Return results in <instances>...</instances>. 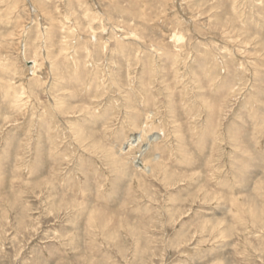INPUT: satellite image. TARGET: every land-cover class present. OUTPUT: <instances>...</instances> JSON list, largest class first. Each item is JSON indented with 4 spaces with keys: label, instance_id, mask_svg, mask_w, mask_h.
Returning a JSON list of instances; mask_svg holds the SVG:
<instances>
[{
    "label": "rangeland",
    "instance_id": "rangeland-1",
    "mask_svg": "<svg viewBox=\"0 0 264 264\" xmlns=\"http://www.w3.org/2000/svg\"><path fill=\"white\" fill-rule=\"evenodd\" d=\"M0 264H264V0H0Z\"/></svg>",
    "mask_w": 264,
    "mask_h": 264
},
{
    "label": "bare ground",
    "instance_id": "bare-ground-1",
    "mask_svg": "<svg viewBox=\"0 0 264 264\" xmlns=\"http://www.w3.org/2000/svg\"><path fill=\"white\" fill-rule=\"evenodd\" d=\"M144 164V163H143ZM138 165L139 166H141L142 168H145L143 165H142V163H138ZM147 167V166H146ZM146 169V168H145ZM142 170H144V169H142Z\"/></svg>",
    "mask_w": 264,
    "mask_h": 264
}]
</instances>
